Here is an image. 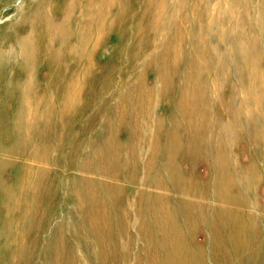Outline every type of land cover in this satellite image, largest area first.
Returning <instances> with one entry per match:
<instances>
[{
	"label": "rangeland",
	"instance_id": "obj_1",
	"mask_svg": "<svg viewBox=\"0 0 264 264\" xmlns=\"http://www.w3.org/2000/svg\"><path fill=\"white\" fill-rule=\"evenodd\" d=\"M19 263L264 264V0H0Z\"/></svg>",
	"mask_w": 264,
	"mask_h": 264
},
{
	"label": "bare ground",
	"instance_id": "obj_2",
	"mask_svg": "<svg viewBox=\"0 0 264 264\" xmlns=\"http://www.w3.org/2000/svg\"><path fill=\"white\" fill-rule=\"evenodd\" d=\"M39 31H41L40 30V28H38V25H35V26H33V32H32V34L34 35V36H38V33H39ZM39 34H41V33H39ZM32 36V35H31ZM27 90V89H26ZM31 98V97H30ZM26 101V100H25ZM30 113V112H29ZM28 260H29V258L27 259V262H28ZM19 264H21V263H19Z\"/></svg>",
	"mask_w": 264,
	"mask_h": 264
}]
</instances>
